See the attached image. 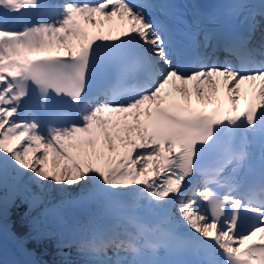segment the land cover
<instances>
[{
  "label": "snow or ice",
  "instance_id": "snow-or-ice-1",
  "mask_svg": "<svg viewBox=\"0 0 264 264\" xmlns=\"http://www.w3.org/2000/svg\"><path fill=\"white\" fill-rule=\"evenodd\" d=\"M33 98L64 123L22 116ZM17 200L27 239L64 236L81 264H191L160 255L181 244L264 264V0L190 20L172 0H0V231Z\"/></svg>",
  "mask_w": 264,
  "mask_h": 264
},
{
  "label": "trees",
  "instance_id": "trees-1",
  "mask_svg": "<svg viewBox=\"0 0 264 264\" xmlns=\"http://www.w3.org/2000/svg\"><path fill=\"white\" fill-rule=\"evenodd\" d=\"M10 211L13 233L26 239L27 247L35 251L43 259L44 264H63L65 260L71 261L72 264H81L82 258L76 248L60 246L54 236L39 244L27 239L28 226L25 220V213L28 211L27 204H20L17 200V205L15 207L11 205ZM78 257L80 258L78 259ZM74 258L77 259L74 260Z\"/></svg>",
  "mask_w": 264,
  "mask_h": 264
},
{
  "label": "rangeland",
  "instance_id": "rangeland-1",
  "mask_svg": "<svg viewBox=\"0 0 264 264\" xmlns=\"http://www.w3.org/2000/svg\"><path fill=\"white\" fill-rule=\"evenodd\" d=\"M37 155L39 156L40 153H37ZM21 180H22V182H27V181H28V177H27V176H24V177L21 178ZM68 187H72V186H68ZM32 188H33L34 191H39V190H40V189H37L35 185H32ZM10 208H11V204H9V208H8V216H7L6 220H5V222H8V230H9V232H10L11 234H13V231H12V220H11V217H10V215H11ZM13 235H14V234H13ZM53 236H54V238L56 239L57 242H59V241H61V240H63V239H66V237H64V236H58V235H53ZM17 239H18V243H19L20 245H22V247H24L23 250H25L27 253H30V254L32 255V257H33V263H34V264H44L43 259H42L39 255H37V254L35 253V251H33L32 249H29V248L27 247L26 239H24V238H22V237H18ZM59 244H60V243H59ZM60 246H61V245H60ZM109 255H111V252H109ZM76 259H77V258H74V260H76ZM27 261H28V260H27ZM28 263H29V262H28Z\"/></svg>",
  "mask_w": 264,
  "mask_h": 264
},
{
  "label": "bare ground",
  "instance_id": "bare-ground-1",
  "mask_svg": "<svg viewBox=\"0 0 264 264\" xmlns=\"http://www.w3.org/2000/svg\"><path fill=\"white\" fill-rule=\"evenodd\" d=\"M118 23V22H116ZM107 28H108V25L106 24L103 31H107ZM93 31H101V29H94ZM221 62H224V61H221ZM22 112H23V109L21 111V115H22ZM24 116V115H23ZM29 116V115H27ZM8 216V210L7 212L5 213V216H4V219H3V228H2V231H0L1 234L7 236L9 239H13V234H11L8 230V222H5L6 218ZM17 239L14 238V241L16 243V247L17 249L20 251V253L23 255V257L26 259V261L28 260V264H34L33 263V257L30 253H27L25 250H23L24 247H22V245H20L19 243L16 242Z\"/></svg>",
  "mask_w": 264,
  "mask_h": 264
}]
</instances>
